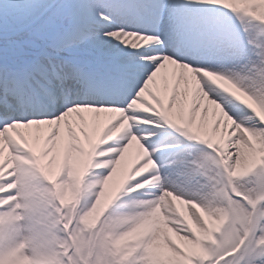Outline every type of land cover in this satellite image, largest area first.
<instances>
[{"label": "snow or ice", "instance_id": "snow-or-ice-1", "mask_svg": "<svg viewBox=\"0 0 264 264\" xmlns=\"http://www.w3.org/2000/svg\"><path fill=\"white\" fill-rule=\"evenodd\" d=\"M0 264H264V0H0Z\"/></svg>", "mask_w": 264, "mask_h": 264}]
</instances>
